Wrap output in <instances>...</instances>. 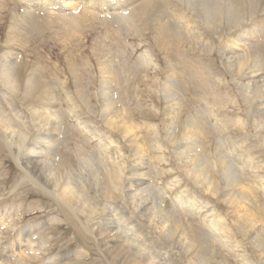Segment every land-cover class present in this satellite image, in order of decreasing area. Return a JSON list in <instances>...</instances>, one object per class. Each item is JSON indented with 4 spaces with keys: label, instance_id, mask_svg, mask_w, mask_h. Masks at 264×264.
<instances>
[{
    "label": "rangeland",
    "instance_id": "374dc122",
    "mask_svg": "<svg viewBox=\"0 0 264 264\" xmlns=\"http://www.w3.org/2000/svg\"><path fill=\"white\" fill-rule=\"evenodd\" d=\"M103 1L95 0L94 4L102 9ZM123 1L124 16L128 18L130 12L132 22L105 12H93V18H85L81 8L75 6L67 8L75 20L66 21L55 11L42 6L35 9L31 0H0V54L12 50L22 57L19 90L11 92L0 81V108L27 134L24 151L40 140L39 127L45 124L40 117L33 119L34 109L43 112L55 108L63 119L61 143L55 145L50 157L60 182L58 190L46 187L47 191H42L25 180L18 165L22 154L14 157L0 134V251L9 245L19 250L31 236L40 251L24 264H197L190 262L196 253L208 264H264V239L257 248L250 235L241 234L238 223L248 213L258 218L257 229L264 231V144L259 137L264 129L255 131L251 121L253 110L264 102V87L262 97L248 104L236 86L259 56L264 59V0H232L237 14L247 22L240 28L227 22L230 0H215L219 15L213 26L178 0H162L161 11L173 25L180 24L175 14H184L192 25L191 31L183 24L178 35L169 31L171 26L159 29L162 13L134 14L146 1ZM27 14L32 16L24 31L18 25ZM253 27L258 33L255 37ZM242 29L248 34L241 47L249 63L233 73L222 65L221 53ZM146 51L151 52L155 63L149 67L141 64ZM171 59H176L175 73ZM111 62L118 71L114 87L108 88L102 85V72L103 64ZM34 67L41 69L45 81L34 88L26 87L25 80ZM169 78L183 83L182 91L176 89V100L168 101L164 93ZM107 92L117 97L109 116L104 108L103 94ZM176 101L179 108L173 110ZM203 108L210 111L203 115ZM172 114H177L176 131L169 135ZM197 115L203 116L211 128L201 146L210 186L194 179L186 168L196 158L195 153L187 150L185 155L176 156L188 121ZM18 127L14 131L19 132ZM107 144L110 148L106 151ZM141 147L145 150L142 155ZM218 149L225 163L239 167L241 184L236 190H245L254 203L252 208L231 203L224 185L225 173L217 164ZM145 158L154 167L146 178L152 192L165 211L177 212L171 234L166 229V213L151 219L147 217L151 213L137 212L131 205V186L141 177L134 168ZM116 165L123 169L122 177ZM70 175L74 181L69 188L76 187L74 192L83 194L95 215L81 210L86 209L82 200L71 202L74 215L54 198L55 191L60 195L65 190ZM178 197L192 202L195 212L183 211ZM152 206L148 203L146 207ZM121 214L132 224L104 239L100 231L111 221L118 222ZM236 214H240L237 221ZM159 221L165 222L164 230L155 228L154 223ZM217 221L227 234L215 239L206 226ZM185 230L189 240L184 242ZM121 239L132 259L121 257L113 262L109 255L115 249L108 251L105 244L112 246ZM187 242L194 243V249L190 250Z\"/></svg>",
    "mask_w": 264,
    "mask_h": 264
},
{
    "label": "bare ground",
    "instance_id": "6f19581e",
    "mask_svg": "<svg viewBox=\"0 0 264 264\" xmlns=\"http://www.w3.org/2000/svg\"><path fill=\"white\" fill-rule=\"evenodd\" d=\"M144 1H146V4H144V6L140 8H137V11L133 10L135 11L134 14L138 15L139 13L143 12L140 15H144L145 12H149V11L151 13L153 11L157 13L158 12L162 13L161 8H160L161 6L160 4L162 0H144ZM178 1L179 3H183L189 9V11L195 13L196 16H198L200 19L206 22L207 25L209 26L215 25L218 19V15H219L215 0H178ZM31 2L32 4H35V9L42 6L45 10H48L50 12L55 11L56 13L64 15L65 18H63V20L66 19V21L75 20V17L70 16L67 12V8L70 6L81 8L82 14L84 15L85 18H93L94 17L93 12H105V14L114 16L117 19L120 18V19H124L130 22L133 21V18H131L130 16L131 15L130 12H128V15H129L128 18L124 16L126 13V10H125V4H123L124 2L123 0H104L103 2L105 4L102 9H99L100 8L99 5L97 6L94 4L95 0H31ZM229 12H230L229 13L230 17L227 18V22L231 26L235 28H240L244 24L247 23L246 20H244L243 18H241V16L237 14L235 5L232 0L229 1ZM175 15L177 17V20L180 22L178 26L173 25L171 21L167 17H165L163 13L160 14L159 29L163 30L164 28L171 26L169 28L170 29L169 31H171L172 34L178 35V30L180 29V27H182L183 24H187L186 28L192 31V28H191L192 25H189V22L187 21L184 14H180V15L175 14ZM31 16H32L31 14L25 15L21 23H19L18 27L21 29H24L25 31L29 24L28 18H30ZM252 29H253L252 36L255 37L258 34L256 32V27H253ZM159 34H160L159 37H161V33ZM235 37L236 38H233L232 40H230L231 44L226 48V50H223L221 53L222 65L226 69L232 70L233 73H236L237 70L238 71L243 70L244 67L247 66L249 63V57L245 53V48L243 49L241 47V44L245 41L244 38L248 37L247 31L242 29L240 33H238L237 36ZM2 53L0 54V81L3 84V86L9 91L17 92L20 86L19 73L21 69L20 62L22 61V57L20 54L15 53L12 50L10 51L8 50L7 52H4L3 54ZM261 57L262 56H259L256 59V64H254L251 70L247 74H245L236 84L240 96L244 100H246L248 104L255 101L258 97H262L261 96L263 93L262 89L264 87V59L260 60ZM142 59L143 61L141 62V64L144 67H149L155 64L153 61V56L151 52L149 51H146L144 53V57H142ZM175 60L176 59H171L170 61V65L172 66L171 68L173 69L174 73L177 72L178 70ZM117 71L118 69L116 67H113L112 62L104 63L103 72H102L104 77L102 78V85L108 88H112V86L115 84ZM42 73L43 72L41 71L40 68L34 67L30 75L25 80L26 87L34 88V86L38 85L39 83L44 82L45 79L44 80L41 79ZM105 76H108V77H105ZM51 84L52 83L49 81V86ZM181 84L183 83L178 81L177 79L169 78L167 80V82L164 84V93L166 94V98L168 101L176 100V95L179 94V92H176V89L178 88L180 89V91L183 90V87ZM48 95L49 94L46 93V96ZM103 96H104V108L106 111V116H109L110 111L115 105L114 103L117 101V97L113 96V94L108 93V92L105 93V95L103 94ZM7 97L8 95H6V98ZM54 100L55 99L53 98V101ZM175 104L176 105L174 106L173 110H175L176 107L179 108V103L177 104V101L175 102ZM54 109L52 107H48V108H45L43 112H41L42 111L41 109L40 110L34 109L32 111L33 119L36 121L37 118L40 117L41 119H43L45 124L39 127L38 136H40V140L35 144H31L24 151L25 147L28 144L27 134L25 133L24 130L21 132V129L17 125L14 124L13 119L9 115H6L2 111V108H0V134L3 136V141L5 142L6 147L8 148L9 152L14 157L17 154H22V158L19 160L18 165H19V168L23 171L24 179L27 181H30L34 186H36L38 189L42 191H47L46 187L54 188L55 190H58L59 184H60L57 178L58 175L55 174L56 168L53 167L54 161H52L50 157L53 155V149L55 145L61 143L60 136L62 135L63 119L61 115L57 112L58 110L56 111V109L55 110ZM208 111H210V109L203 108L201 113L204 115ZM176 115L177 114H172V117L170 118L169 131H172V134H169V135L175 134L174 133L176 131L175 125L177 122ZM251 121L253 123L255 131L258 132L259 130L264 129V102L263 101L259 106H257L253 110L251 114ZM216 125L220 128L219 121H216ZM16 127L19 128V132L14 131ZM24 127L26 130L28 129L26 127V124H24ZM210 130L211 128L208 124L204 122L203 116L197 115L196 117L191 118L188 121L187 126H186V133H185V139L183 141V144L181 148L179 149L178 153L176 154V156L178 157L183 156L186 154L187 150L188 151L190 150L189 151L190 154L195 153L196 158L193 161H191V164L188 165L186 168L189 174L191 176H194L193 177L194 179L200 180L206 186L211 185V178L209 176L210 174L207 169L206 161H204L202 157L203 151L201 149V146L207 140L208 133L210 132ZM259 137H260V141L264 144V132H260ZM109 148H110V145L107 144L105 146V150L107 151ZM79 150H80L79 154L82 155L83 154L82 149H79ZM139 153L142 155L145 153V150L141 147L139 149ZM225 160L226 158L223 152L221 151V149H218L217 164L221 168V170L225 173L224 174V185H225V189H229L227 195H230L229 198L231 200V203L233 205L244 203L243 207L247 208V206L249 205L252 208L253 207L252 204L254 203L252 201V198L250 199L248 197L245 190H236V188L241 184L240 181H241V175H242V173L238 171L237 169L238 167L237 164L236 163L227 164L225 163ZM236 162L238 164L242 163L238 159H236ZM243 165H244V162H243ZM116 168L118 170L119 175L122 177L123 169L121 168L120 165H116ZM152 168L154 167L150 159L145 158L142 161L137 162V165L135 166L134 171L138 173V175H140L141 177L137 179L136 181H134L133 186H131V189H133V191L132 190L130 191V195L132 197L131 205L133 208L136 209L137 212L141 213L145 210V212L151 213L149 216H147L151 219H155L156 215H163V213L164 214L166 213L167 216H169L167 217L168 219L167 223H169L168 225L169 227H166V229L171 234L174 229V225L171 224L173 222L172 218H173V215L177 214V212H175L172 209L171 210L173 212L165 211L163 209L162 203L158 202V199H157L158 197L156 198L154 193L152 192L150 183L146 180V178H149L151 176ZM82 172L84 173L85 171L82 170ZM94 172H96L95 174H97V171H94ZM96 176H98V174ZM73 181H74L73 176L70 175L65 182V187H66L65 190H62L60 195H58V193L55 191L54 193L56 195H54V198L57 201H59L61 204H63L64 206H67L70 212L74 213V215L76 214V211H74L70 205L74 199L83 201V204H84L83 206H86L85 210L84 208L81 209L83 210V212H86V213L96 212L95 209H93L88 204V201L85 199L82 193H81L82 195H80V193L74 192L76 190V187L73 188L74 190L72 189V187L69 188ZM263 190H264V186H263ZM177 202L181 203V208H183L182 209L183 211L186 210L189 213L195 212L194 210L195 206L193 205L192 202L185 201L184 199H182V197H178ZM148 203H153V206L147 209L146 206L148 205ZM173 206H175L176 208L177 204H174ZM240 214L235 215V221H237V219L240 218ZM244 214L246 216V217L244 216L245 220L241 221V223L238 221V223L240 224L239 231L244 236L250 235L251 242L253 244L258 243L257 248L260 249L263 244L262 239H264V235L262 234V232L264 231L262 230L261 227H260L261 229H257L258 222L256 219L258 218H255L253 215L250 216L248 215V213H244ZM122 215L123 214H121V216ZM91 217H90V220L94 219ZM125 217L126 216H122L118 222L111 221L107 229L100 231V234L104 236V239H106L111 233L115 231L126 230V228H128V226L132 224V222L127 218L125 219ZM164 223L165 222H160V221L155 222L154 223L155 228L161 229ZM206 227L208 228L207 229L208 233L211 236H213L215 239L222 238L223 235L227 234V230L224 229L223 225L220 224L219 221L213 222L207 225ZM164 228L162 229L164 230ZM249 229H251V231L247 232V230ZM187 230L183 232L184 242L185 240L186 241L189 240L188 238L189 234ZM186 232L188 235H186ZM189 232L192 233L193 235L195 234V232L192 231V228H190ZM1 234H2V230L0 229V235ZM202 235L200 236L201 237L200 241L204 240L203 237L205 235H203V237ZM206 237H204L205 241L208 242V239H206ZM32 238L33 237L28 236V239L26 241L27 243L24 246L23 245L19 246V250H17V247H15L14 245H9L8 247L0 251V264H15L17 262H19L20 264H24L25 259L38 256L40 250L38 251V248H36V242L34 243V240ZM122 239L124 240L126 238L123 237ZM122 239L120 240V242L117 241L118 243L112 246L110 245V243L105 244V246L108 248V251L115 249V251L109 255L113 262H116V260L121 257L123 259L126 258L128 260L132 259L130 258V253L127 252V247L125 246L124 244L125 242ZM212 241H210V243ZM186 244H189L188 247L190 250L194 249L195 247L194 243L190 244L187 242ZM261 254L263 255L264 253L261 252ZM190 262H196L197 264H208L207 260H205L204 257L200 256L199 253H196L195 256L190 258ZM133 264H139V263L136 262Z\"/></svg>",
    "mask_w": 264,
    "mask_h": 264
}]
</instances>
